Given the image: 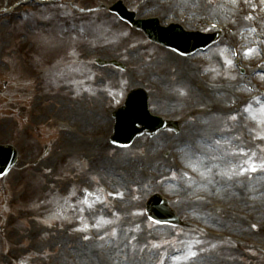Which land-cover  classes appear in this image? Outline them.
Wrapping results in <instances>:
<instances>
[{
    "label": "rangeland",
    "instance_id": "obj_1",
    "mask_svg": "<svg viewBox=\"0 0 264 264\" xmlns=\"http://www.w3.org/2000/svg\"><path fill=\"white\" fill-rule=\"evenodd\" d=\"M113 1L60 0L46 7L32 4L30 10L25 11L27 7L19 13L0 12V70L9 67L11 71L7 72L11 73L7 75V80L14 85L3 88L4 101L7 103L4 105L6 108L2 107L3 114H0V141L2 138H18L23 157L5 180L12 182L9 190L15 199L0 189V264H96L102 259L98 257L100 254L109 257L110 248H117L116 253L110 257L114 264H126L124 260L128 254L131 255L132 264H159L161 256H173L171 252L175 248H182L186 252L187 242H194L196 239L203 241L202 244L195 245L194 250L197 251L199 246H206L204 242L207 241L194 238L192 233L177 226L158 224L151 220L145 210L148 196L156 191H163L169 198L177 195L176 206L186 207L193 195L202 193L204 197H209L215 187L217 197L228 198L229 196L222 194L218 186L220 182H227L231 188L235 186L236 194H231L235 197L250 196L241 194L238 190V185L244 184L243 176L229 181L215 175L217 169L214 168L213 183L199 179L196 174L199 172L187 167L184 152L192 153L193 164L201 166L203 157V166H210L208 157L216 153L206 146L225 137L232 140L233 148H244L249 155L255 152L257 162L264 158V139L257 138L258 133L264 132V125L249 119L248 113L243 111L251 103L259 117L260 105L256 103V98L259 97L261 103H264V66L259 59V75H254L257 68L255 53L250 57L244 55L247 48L258 49L255 42L257 31H260L264 39V3L261 0H237L234 5L232 0H198V3L184 7L188 10L183 13L176 3L179 0H125L145 17L157 15L166 20L178 15L186 23L187 18H191L190 13H193L200 14L197 17L201 20L200 26H205L207 20L228 25L227 33L206 52L187 56L149 42L143 37L142 31L125 24L115 14L109 15L108 11L96 8L100 7L101 2L111 4ZM139 2L142 5L138 6ZM196 7L197 13L189 11ZM246 16H252L253 19H244ZM252 28L256 31H249ZM130 33L134 34L135 39L125 43ZM231 44H237L239 52L243 51L246 73H242L235 63L234 67L226 68L219 55L220 50L227 47L229 51L226 55L232 59ZM96 57H116L127 65V69L101 67L92 62ZM87 58L90 59L89 62L85 61ZM181 58L185 60V65L193 68L188 71L186 82L183 73L172 77L159 66L163 61L176 62ZM155 62L160 70L155 69ZM211 68H215L219 75L217 72L205 71ZM199 73L204 75L199 76ZM232 76L236 79H231ZM40 79L45 80L41 88L43 92L50 93L58 86L57 91L61 90L63 94L53 97L55 102L60 100V106L65 105V114H56L58 117L81 122L83 134L80 135L84 138L99 135L106 137L108 142L104 143L100 137L101 146L98 147L85 145H93L95 141L72 143L62 133H57L59 129L53 134L43 128L42 123L47 117L57 112L54 104H50L51 114L47 111L49 104L41 98L40 87L36 86ZM254 82L258 83L257 87L251 85ZM155 84L162 90L149 89V85ZM140 85L151 93L152 110L171 115L184 113L182 111L187 108L194 115L181 124L180 133L162 131L158 136L143 134L131 146H118L121 147L119 150L109 142L112 124L110 112L111 107H114L111 105L115 102L121 104L127 92ZM178 89H183L186 94L181 95ZM7 90L13 93L11 99L6 97ZM162 92L167 93L166 97ZM214 94L223 103L213 98ZM63 97L66 98L61 100ZM214 100L219 101L221 107L216 106ZM32 107H35L33 115ZM232 115L237 116L235 121L229 119ZM194 132L201 135L200 139L188 143L187 139L191 140ZM162 133L168 135L166 140H163ZM222 134L224 137H219ZM243 134L246 137L254 136L251 142H255V145L245 143ZM79 141L84 143L82 139ZM167 147H174L176 153L179 152L184 162V172L193 180L196 178L193 174L197 175L195 184L189 186L183 179L173 183H167L169 180L160 183L162 177L170 176L172 171L176 172L170 150L169 154H162L165 158L154 160L155 154ZM28 148L31 150L30 160L26 152ZM36 160H39L37 165ZM238 162L234 158L233 163ZM225 164L226 162L221 166L224 167ZM150 171L157 173L155 178ZM176 173L180 177L182 172ZM250 175L254 177L252 173ZM255 181L254 185L259 189L251 195L255 200L254 210L257 205L262 210L264 190L261 191V188H264V176L261 175ZM101 184L122 193V197L134 193V207H131L127 199L121 200L125 206L129 205V211L115 209L110 216V199L100 190ZM85 189L106 199L103 203L96 202L92 208H88L81 203ZM181 191L186 194H181ZM117 198L121 199L119 196ZM88 199L92 201L94 197L90 196ZM5 200L8 202L6 205ZM81 208L83 212L80 211ZM233 208L229 205L226 216L223 213L214 214L211 209L202 206L199 211L187 209L181 212L184 219L205 221L203 218L210 220L215 215L218 219L226 217V224L213 227L239 233L245 240L243 244H239L233 238L217 242L211 239L207 247L210 249L204 255L197 251L198 256H205L209 264H264V245L262 249H256L251 244L255 237L264 243L262 218L258 223L249 218H239V221L233 222L231 215L244 216L240 208L239 211H234ZM58 214L60 218H57ZM71 217L77 218L79 225L87 223L90 226L88 230L93 228L91 225L100 217L115 222L96 228V233L92 235L86 233L88 230L82 235L72 233V230L69 233L60 231L59 222ZM221 220L225 218L219 219ZM253 225L257 226L252 227ZM113 228L117 230L116 237L110 235ZM105 233L109 235L105 236ZM85 236L90 239L85 240ZM101 236L105 238L100 239ZM165 241L169 243L166 244ZM153 243L162 247L155 249L152 247ZM86 247L91 252L88 258L83 256L88 253ZM170 257L166 263L173 264ZM136 259L138 263L135 262ZM193 260L183 264H194Z\"/></svg>",
    "mask_w": 264,
    "mask_h": 264
},
{
    "label": "snow or ice",
    "instance_id": "obj_2",
    "mask_svg": "<svg viewBox=\"0 0 264 264\" xmlns=\"http://www.w3.org/2000/svg\"><path fill=\"white\" fill-rule=\"evenodd\" d=\"M211 2V0H209ZM237 0H232V3L235 5ZM247 2V0H245ZM262 3H264V0H261ZM83 11V9H82ZM244 19L251 20L253 19L252 16H246ZM234 23V21H233ZM213 28L216 26L213 25ZM249 31L255 32L256 29L252 28ZM229 51L227 47L224 49L220 50L219 55L223 58V62L226 66V68H232L234 67V60L229 58L226 53ZM253 53H258V49L256 48H247L244 51L245 57H250L252 56ZM238 53L233 51L231 52V56L235 57L237 56ZM205 71H213L217 72L215 68L211 69H205ZM217 75H219V72H217ZM215 78V77H214ZM231 79H236L235 76L230 77ZM251 91V89H248ZM181 95H185L186 93L184 92L183 89H178ZM256 103L260 105L258 112H259V117L257 116V112L253 110V105L251 103L247 104L243 111L248 113V118L252 120H256L258 124L264 125V103H261L260 98H256ZM230 120L235 121L237 119L236 115H232L229 117ZM223 131V130H222ZM257 138L264 139V132L258 133ZM211 152L216 153L215 155H211L208 157V159L211 161L210 166H203V157H201V166H197L193 164L191 160V155L192 153L190 151L184 152V159L186 162L187 167L191 168L194 172H199L200 178L202 180H207L209 184L213 183V169H217L215 175L220 176L222 179L226 180H232L234 177L238 176H244L245 174H249V178H251V173H256L258 171L264 172V158L260 159L259 162L255 159L256 153L251 152L249 155V152L246 151L244 148H233L232 147V140L228 138H224L223 140L221 139H216L212 142L211 145L206 146ZM181 151H184L181 149ZM235 157H247L246 159H241L238 163H233V158ZM225 164L224 167H222V164ZM178 179H183L186 180L188 185L191 186L192 184H195L196 181L193 180V178L187 173V172H182L181 176L178 177L177 173L175 171H172L170 176L168 177H162L160 183L165 182L166 180H171V181H177ZM203 187H206L207 185H202ZM85 196L84 199L81 201V203L85 204L88 206V208H92L93 204L96 202L103 203L105 198L100 197L99 195H96L93 192H89L87 189L84 190ZM75 193H72L74 195ZM108 195H113V193H109ZM116 196H119L122 198L123 194L122 193H116ZM94 197V200L90 201L88 197ZM81 212H83V208L80 209ZM57 218H60V215H57ZM83 219V217H81ZM115 221L112 220H107L103 217H100L97 222L91 227L100 229L105 225L108 224H113ZM155 223H160V221H155ZM90 226L85 223L82 228L78 229V231H87ZM109 235L108 233H105V236ZM110 235L112 237L117 236V230L115 228L112 229ZM105 236H101L100 239H104ZM85 240L90 239L89 236L84 237ZM135 239V237H133ZM164 243H169L168 241H165ZM181 243H185L184 241H181ZM203 241L196 239L194 242H187L185 244V247L187 249L186 252H184L182 255H173L170 257V259L173 261V264H183L185 261H190L195 259L198 256V252L194 250L195 245L197 244H202ZM153 248L159 249L162 247V245L153 243L152 245ZM215 247V246H213ZM166 254L161 256V259L159 261V264H164V256Z\"/></svg>",
    "mask_w": 264,
    "mask_h": 264
},
{
    "label": "bare ground",
    "instance_id": "obj_3",
    "mask_svg": "<svg viewBox=\"0 0 264 264\" xmlns=\"http://www.w3.org/2000/svg\"><path fill=\"white\" fill-rule=\"evenodd\" d=\"M194 3H198V0H180V2L178 3V5L180 6V8L182 9H184V7H186V8H188V6H190V5H193ZM188 10V9H187ZM136 44H139V42H137ZM184 59H180L179 61H176V62H173V61H171V60H167V61H163V62H161L160 63V65L159 66H161L162 68H163V70H164V72H167L170 76H172V77H176L177 76V74H181V73H183L184 74V81L186 82V78H187V76H189L188 74H189V72L188 71H190L191 69H193V68H191V67H189V66H187V65H185V63H184ZM174 64H176L175 66H174ZM153 65H155V66H157V67H155V69H159V67H158V64L155 62V64H153ZM160 70V69H159ZM178 83L179 84H181V81H178ZM234 89H236V86H234ZM213 98H215V99H217V96L214 94V96H213ZM218 106L219 107H221V105H219L218 104ZM185 120V119H184ZM183 120V121H184ZM182 121V122H183ZM200 132H201V129H200ZM192 135H194V136H196V135H198V133H193ZM65 137H67L69 140H71V142L72 143H80V144H85V142L84 143H82L81 141H79L78 139H76V138H74L73 136H70V135H66ZM167 137H168V135L167 134H165L164 133V135H163V140H166L167 139ZM86 146H93V147H98L99 145H96V144H93V145H88V144H85ZM81 154H83V153H81ZM83 155H85V154H83ZM103 168H106V167H103ZM102 173H105L104 171L102 172ZM159 173H161V172H159ZM226 184V186H228V183L226 182L225 183ZM136 185H137V183H136ZM244 190H252V192L250 193V194H253V192H254V190L256 189V186L254 187V185L252 184V186H246L245 188H243ZM229 191V190H228ZM230 193H232V194H236L235 192H230ZM229 195V194H228ZM231 196V195H230ZM252 201H255L254 199H251V202ZM245 203H248L247 201H244ZM204 202H201L200 201V204H203ZM236 204H238L239 203V201H236L235 202ZM240 209H242V210H244V209H246L247 207H248V205L247 204H241L240 206ZM191 209H194L193 207H191ZM195 210V209H194ZM262 212H264V211H262ZM228 218V217H227ZM213 219V222L215 223H220V222H218L217 221V218H212ZM233 222H237V221H239L238 219H231ZM224 223V222H223ZM222 223V224H223ZM221 224V223H220ZM86 250L88 251V253H85V255H83L84 257H86V258H88V257H90V255H91V252H90V248H87L86 247ZM117 250V248H110V250H109V258H108V262L105 260V261H98L96 264H114V261H112V259H110V257L113 255V253H116L115 251ZM99 257V256H98ZM139 259H141V258H139ZM135 262L136 263H138V260L136 259L135 260Z\"/></svg>",
    "mask_w": 264,
    "mask_h": 264
},
{
    "label": "water",
    "instance_id": "obj_4",
    "mask_svg": "<svg viewBox=\"0 0 264 264\" xmlns=\"http://www.w3.org/2000/svg\"><path fill=\"white\" fill-rule=\"evenodd\" d=\"M147 103V102H146ZM163 127H166V126H163ZM142 130H144V129H146V128H148L146 125L144 126V125H142ZM150 131H154V130H152V129H150V128H148ZM0 173H5V170H3V171H0Z\"/></svg>",
    "mask_w": 264,
    "mask_h": 264
},
{
    "label": "flooded vegetation",
    "instance_id": "obj_5",
    "mask_svg": "<svg viewBox=\"0 0 264 264\" xmlns=\"http://www.w3.org/2000/svg\"><path fill=\"white\" fill-rule=\"evenodd\" d=\"M7 85V84H6Z\"/></svg>",
    "mask_w": 264,
    "mask_h": 264
}]
</instances>
